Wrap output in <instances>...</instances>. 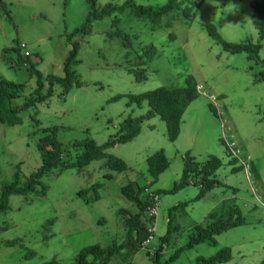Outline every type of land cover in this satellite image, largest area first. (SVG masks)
<instances>
[{
  "label": "rangeland",
  "instance_id": "374dc122",
  "mask_svg": "<svg viewBox=\"0 0 264 264\" xmlns=\"http://www.w3.org/2000/svg\"><path fill=\"white\" fill-rule=\"evenodd\" d=\"M1 1L6 9L0 5V78L23 85L21 96L12 101V107H21L36 89L28 62L35 64L43 78H63V64L73 43L78 45L79 61L73 71L82 87L73 88L63 97L61 86L55 84L47 101L20 114V125L0 124V195L16 172L23 183L40 167L37 145L53 127L58 128L56 138L62 144V161L74 163L80 154L75 147L77 141L90 139L103 145L116 134L124 119L143 116L148 109L145 103L128 107L127 99L107 104L113 96L140 95L159 87H184L188 79L197 85L199 94L186 108L174 142L167 138L165 123L154 117L142 122L140 134L130 143L106 152L126 164L125 172L111 171L104 168V159L95 160L81 172L57 169L45 176L41 181L47 189L44 196L10 197L9 208L0 213V264H47L52 260L73 264L86 247L124 244L127 215L136 213L137 208L120 194L121 189L128 184L146 188L141 194L143 198L152 191L172 189L181 177L186 153L200 164L211 156L218 158L222 166L215 178L220 185L196 202L191 201L199 190L193 185L174 194H160L154 240L148 250L155 252L166 235L169 210L188 203L183 211L174 213L177 231L171 232L167 245H162L160 262L177 253L168 264H197L199 259L229 248L232 258L225 264H261L264 39L259 40L252 22V0H204L189 20L184 19L181 11H174L156 25L139 21L126 11L92 21L88 34L71 39L68 36L85 22L90 11L86 0ZM125 1L98 0L96 7L120 6ZM134 1L158 8L167 0ZM115 19L118 26L112 25ZM168 22L170 25H166ZM205 24L215 26L228 43L261 45L259 58L251 61L244 53L223 50L207 34ZM116 32L122 36H115ZM171 35L174 40H170ZM148 46L157 51L150 62L142 57ZM16 47L20 54L13 50ZM25 52L30 54L28 62L20 63ZM141 67L146 70V79L136 82L128 71ZM44 84L46 89L47 83ZM209 105L214 107L215 114ZM161 150L169 167L153 183L147 160ZM232 156L237 158V167H243L236 172H232L230 165ZM93 185H98V199L91 190ZM84 190L88 192L83 200L80 192ZM232 208L240 211L244 225L216 236L215 244L206 242L185 248L194 226L206 227L211 213L224 219ZM53 219L51 227L44 229V224ZM144 222L147 229L151 220L146 215ZM12 241L19 243L8 246L7 242ZM153 255L144 250L134 255L122 251L110 264H154Z\"/></svg>",
  "mask_w": 264,
  "mask_h": 264
},
{
  "label": "trees",
  "instance_id": "16d2710c",
  "mask_svg": "<svg viewBox=\"0 0 264 264\" xmlns=\"http://www.w3.org/2000/svg\"><path fill=\"white\" fill-rule=\"evenodd\" d=\"M64 1L66 3L67 0ZM86 1L90 9L86 20L79 28L75 29V31L68 36V39H71L76 35L88 34L90 32L89 24L92 21L101 20L105 17H110L113 14H123L126 11H129L130 15L135 19L143 22H149L153 25L159 24L163 18L169 16L174 11H181L184 19L189 20L198 9L200 3L204 0H167L163 6L158 8L142 6L136 4L134 0H126L120 6L108 4L101 9H97L96 7L98 0ZM0 5L4 10L6 9V5L1 0ZM250 8L253 13V25L258 32L259 40L262 41L264 39V0H252L250 2ZM118 24L119 22L117 19L113 20L112 25L118 26ZM166 25H170V23L168 22ZM203 27L205 28L207 34L215 40L223 50L231 54L244 53L248 55V59L251 61H256L259 58L261 45L249 42L242 44L228 43L221 38L217 29L212 24H205ZM116 34L115 36L117 37L122 36L120 32H116ZM109 36L113 37L114 35L109 33ZM169 38L170 40H174L173 35L169 36ZM13 50L20 54L19 47H16ZM77 51L78 45L73 43V49L63 64V78H57L51 75L43 78L42 74L36 70L35 64L28 62V57H23L22 59L19 58L20 63L26 64L28 62L29 74L31 77H35L36 79V89L34 90V93L25 100L21 107L14 108L12 107V101L21 96L23 85L0 78V124L10 127L20 125L22 123L20 114L29 108L47 101L53 95V87L55 84L61 86L63 97L73 88L82 87V83L79 82L73 71V67L79 63L76 59ZM156 53L157 51L154 47L148 46L143 49L142 57L143 59L146 58L147 62H150L155 57ZM3 59L6 60V58ZM6 62L8 61L6 60ZM143 64H146L145 61ZM262 64L264 65V61ZM128 72L134 75L136 82H142L146 79V70L144 67L131 69ZM44 82L47 83L46 89ZM198 94L197 85L191 79H188L187 85L184 87H159L140 95L113 96L108 100L107 104L127 99L128 107L133 105L141 107L143 103H145L148 109L143 116L136 118L128 116L124 119L119 124L116 134L103 145L98 146L90 139L77 141L75 143V147L80 150V154L74 163L67 164L62 161V144L58 142L56 138L58 128L53 127L51 133L46 135L37 145V149L40 153V167L35 172L31 173L23 183L19 181V175L16 172L13 175L12 182L3 186L0 195V213L5 212L9 208L8 202L12 196L26 197L32 194L44 196L47 189L41 181L45 176L50 175L57 169L61 172L68 169H75L77 172H81L82 169L88 166L91 162L104 159V168H108L109 170L117 173L125 172L127 170L126 164L122 160L108 155L106 152L117 145L130 143L140 134L142 122L144 120H150L154 117L160 118L165 123L167 138L169 141L174 142L180 134L182 116L188 105L197 99ZM209 107L215 114L216 110L214 107L212 105H209ZM35 122L36 124H40L38 121ZM224 146L226 147L228 153H230L229 148L225 144ZM183 164L184 168L181 177L179 181L175 183L173 188L161 192L152 191L153 194L158 197L162 193L174 194L189 185H193L199 190L196 197L191 201L196 202L201 200L217 185H220V182L215 178V173L222 166V162L218 158L211 156L205 163L200 164L196 162L189 153H186L183 158ZM147 165L148 174L153 183L156 182L158 177L169 167L168 160L162 150L149 158L147 160ZM230 165L233 166L232 172H236L243 168L242 166L237 167V158L233 156L231 157ZM97 188L98 185H93L91 187L96 199H98ZM144 190H146V188H135L132 184H128L120 191V194L137 208L136 213H130L127 215L126 224L128 226V232L125 243L120 246L113 245L106 248H102L98 245L86 247L78 253L73 264H110L112 260L121 254L122 251H126L128 255H134L142 250L141 245L148 236L147 229L144 225V217L146 215L145 209L152 204L148 201V197H142L141 194ZM87 192V190L80 192L83 200L85 199ZM187 205L188 203H180L169 210L167 233L160 239L159 247L155 249L154 255L151 256L154 264H168L176 258L177 253L170 256L164 263L160 262L163 251L162 245H167L171 238V232L177 231V226L174 225V213L178 210L183 211ZM208 220L210 223L206 227H202L200 225L193 227L190 240L185 246L186 249L206 242L215 244L216 236L232 228L244 225V220L240 211L233 208L228 210L224 219L216 213H211L208 216ZM53 223L54 219L47 221L44 224V229L51 227ZM44 240L46 239L44 238ZM18 243L19 241H12L7 242V245L16 246ZM20 247H22V245H20ZM146 253L150 255L148 252ZM31 255L32 253L29 254V256ZM231 258V250L229 248H224L218 251L213 257L199 259L197 264H225L230 261ZM47 264L58 263L57 261L52 260ZM261 264H264V261Z\"/></svg>",
  "mask_w": 264,
  "mask_h": 264
},
{
  "label": "built area",
  "instance_id": "2783aa9c",
  "mask_svg": "<svg viewBox=\"0 0 264 264\" xmlns=\"http://www.w3.org/2000/svg\"><path fill=\"white\" fill-rule=\"evenodd\" d=\"M24 56L29 57L30 55L28 52H25ZM148 201L151 202L152 204L149 205L148 207H146L145 214L149 218V220H151V223L147 228L148 236H147L146 240L142 243L141 249L148 252L149 254H154L153 250H151V251L148 250V246L154 240L155 221H156V217L158 214L157 208H158V205L160 203V200H159V197L157 195H155L151 192L148 196Z\"/></svg>",
  "mask_w": 264,
  "mask_h": 264
}]
</instances>
